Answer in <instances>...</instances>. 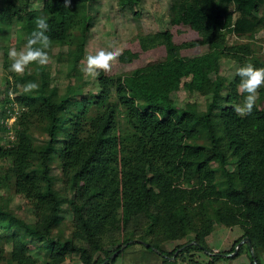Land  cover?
<instances>
[{
    "label": "trees",
    "instance_id": "trees-1",
    "mask_svg": "<svg viewBox=\"0 0 264 264\" xmlns=\"http://www.w3.org/2000/svg\"><path fill=\"white\" fill-rule=\"evenodd\" d=\"M98 1L43 0L36 8L34 0H0V190L7 191L0 263L37 264V242L49 250L47 264L74 255L82 264H113L130 244L111 258L115 251L140 239L164 264H217L245 251L256 264L248 243L228 255L249 236L264 264V86L251 115L232 108L243 99L235 69L264 67V0H171V26L135 33L111 70L93 79L81 66L88 6ZM37 17L50 25L49 63L17 75L7 51L26 43ZM15 24L27 34L9 42ZM52 58L66 65L64 87L52 77ZM29 81L38 90L25 92ZM182 89L204 103L178 104ZM15 194L28 200L32 218L11 206ZM219 225L243 231L228 250L210 246Z\"/></svg>",
    "mask_w": 264,
    "mask_h": 264
},
{
    "label": "rangeland",
    "instance_id": "rangeland-1",
    "mask_svg": "<svg viewBox=\"0 0 264 264\" xmlns=\"http://www.w3.org/2000/svg\"><path fill=\"white\" fill-rule=\"evenodd\" d=\"M43 5V0H34L33 7L39 8ZM170 5L171 0H142L141 3L134 5L133 7L122 6L118 0H102L91 3L88 6L90 14V33L86 42V54H95L99 49H108L109 42H114L117 47L122 51L126 46L127 41L137 32H153L161 29H165L171 26L170 23ZM19 25H14L11 32L8 34V41L14 42L17 40V35H20V39L26 36V31L18 30ZM18 30V31H17ZM258 36L261 38L263 32H260ZM233 36L230 37V41L233 40ZM261 41V39H260ZM16 42V41H15ZM24 46V45H23ZM22 46V47H23ZM12 47H15V43H12ZM21 47V48H22ZM16 48V47H15ZM56 51L58 47L54 48ZM19 50V49H18ZM2 52H0V55ZM52 58V77L61 87L66 86L70 81V77L66 74V65L63 63L53 62ZM118 62V59L113 63ZM85 63V61H83ZM223 72L227 74V70L230 68L228 65H223ZM134 66H124L122 69H132ZM5 72L2 68V60L0 59V96L5 95ZM178 104L184 105L185 101H199L204 103V97L199 94L189 92L187 89L180 90L177 95ZM0 132V136H2ZM56 172L59 171V166L55 164ZM7 191L0 190V193L5 194ZM11 206L15 207L17 212L21 216L32 218L31 207L28 200L23 195H12ZM71 218V215L67 213L65 215ZM67 223V221L65 220ZM243 231L240 228H230L225 226H217L214 234L209 238L210 246L217 250H228L231 248L237 238L242 235ZM175 245L170 246L172 248ZM10 247V245H9ZM237 247V246H236ZM32 253L38 258L37 264H47L49 259V250L42 247L37 242L31 244ZM178 250L172 259H175ZM202 260H209V253L206 251L201 252ZM250 257L248 251H245L240 256L225 258L219 261L217 264H248ZM0 264H7V262H1ZM64 264H82L78 259V256L69 257ZM113 264H164V257L156 250H151L141 242H132L130 245L117 256L116 261ZM179 264H187L184 261H179Z\"/></svg>",
    "mask_w": 264,
    "mask_h": 264
},
{
    "label": "clouds",
    "instance_id": "clouds-1",
    "mask_svg": "<svg viewBox=\"0 0 264 264\" xmlns=\"http://www.w3.org/2000/svg\"><path fill=\"white\" fill-rule=\"evenodd\" d=\"M69 3L70 0H65V6ZM49 31L50 25L47 18L37 17L35 29L27 37L24 46L19 50L15 47L8 49L7 57L10 61L8 70L17 75H23L31 64L47 65L50 60L47 50L52 44L50 36L47 35ZM108 49H99L95 54H86L85 63L81 66V72L86 77L95 79L101 71L107 73L111 70L113 62L122 54V49L114 42H109ZM235 74L239 77L237 91L243 99L232 108L237 116L243 118L251 115L259 99L258 90L264 86V67H256L249 62L237 67ZM38 88L39 85L36 82L29 81L24 85L23 90L33 92Z\"/></svg>",
    "mask_w": 264,
    "mask_h": 264
},
{
    "label": "water",
    "instance_id": "water-1",
    "mask_svg": "<svg viewBox=\"0 0 264 264\" xmlns=\"http://www.w3.org/2000/svg\"><path fill=\"white\" fill-rule=\"evenodd\" d=\"M134 241L144 243L145 245H149L148 242H145V241L140 240V239L130 240V241L124 243V244L121 246V248H120L119 250L115 251V252L111 255V258L116 257V256L119 254V252H120L121 250L125 249L130 243H132V242H134ZM193 243H197V241L194 240V241L189 242L188 244H193ZM244 243H248V244L250 245L249 247H250V249H251L252 255L254 256V261H255V263L257 264V263H258V260H257L256 255H255V250H254V247H253L254 245H253V243H252V241H251V238H250L249 236H245V237L239 242V244L237 245L235 251H234L233 253L228 254V255H235V254H237L239 246H240L241 244H244ZM183 247H185V246H183ZM154 248H155V247H154ZM180 249H181V248H179L178 251H179ZM155 250L158 251V248H155ZM223 255H227V254L223 253ZM106 261H107V260H106ZM104 263H105V262L100 263V264H104Z\"/></svg>",
    "mask_w": 264,
    "mask_h": 264
},
{
    "label": "built area",
    "instance_id": "built-area-1",
    "mask_svg": "<svg viewBox=\"0 0 264 264\" xmlns=\"http://www.w3.org/2000/svg\"><path fill=\"white\" fill-rule=\"evenodd\" d=\"M15 117H16L15 115H12L10 121L12 122L15 119Z\"/></svg>",
    "mask_w": 264,
    "mask_h": 264
}]
</instances>
